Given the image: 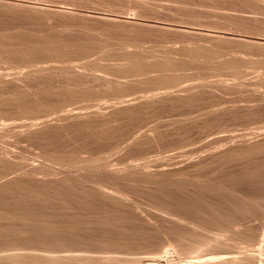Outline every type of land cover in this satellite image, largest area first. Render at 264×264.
<instances>
[{"label": "rangeland", "instance_id": "rangeland-1", "mask_svg": "<svg viewBox=\"0 0 264 264\" xmlns=\"http://www.w3.org/2000/svg\"><path fill=\"white\" fill-rule=\"evenodd\" d=\"M39 1L0 0V264H176L225 252L255 260L264 233V204L251 199L264 193V174L255 179L264 173V6ZM124 1L146 18H127ZM155 67L168 77L134 75ZM64 109L73 113L60 116ZM33 120L45 123L28 129ZM106 160L121 171L105 170ZM37 167L55 175L31 174ZM163 254L172 257L151 260Z\"/></svg>", "mask_w": 264, "mask_h": 264}, {"label": "bare ground", "instance_id": "bare-ground-1", "mask_svg": "<svg viewBox=\"0 0 264 264\" xmlns=\"http://www.w3.org/2000/svg\"><path fill=\"white\" fill-rule=\"evenodd\" d=\"M22 1L23 0H9V2H10V4H13V5H21V4H24V3H22ZM132 1V0H131ZM137 1L139 2V3H141V5H140V8H139V10H141L142 8H141V6L144 4V6L145 5H147V3H148V6L150 5L149 4V0H136V4H137ZM152 1V0H151ZM154 1V0H153ZM168 1V0H167ZM166 1V2H167ZM245 1H248V2H251V3H253L255 6H257V7H259V8H261L262 6H264L263 4H264V0H245ZM122 3H123V1H122ZM128 3H130L129 2V0H128ZM128 3H126V5H125V1H124V5H123V8L125 9V13L128 15V17L127 18H129V19H134L135 18V16H137V15H139V16H137V18H140L141 20H143L144 18H146V17H144L143 18V15H141L140 13L138 14L137 13V15H136V8H138L139 7V4H138V7L136 6V7H132L133 6V4L135 3V1L134 2H132L133 4H131L132 6H128L129 4ZM153 2H151V4H152ZM156 3V2H155ZM168 3V2H167ZM128 4V5H127ZM135 4V5H136ZM159 4V3H158ZM30 5H33L32 7H35V8H40L41 7V2L39 1V0H34V2L32 3V4H30ZM153 5V4H152ZM168 5V4H167ZM170 5V4H169ZM262 5V6H261ZM151 6V5H150ZM155 6H157V5H155ZM154 6V7H155ZM160 6H162V4L160 5ZM144 8H146V7H144ZM262 8H264V7H262ZM211 9H212V11L214 12V13H216L217 15L219 14V16L221 17V16H223V15H227V14H231V13H229L228 11H226L227 9L226 8H223V7H218V6H212L211 7ZM138 10V9H137ZM211 11V12H212ZM137 12H139V11H137ZM125 13H124V16H125ZM215 15V14H214ZM126 18V20H128ZM137 18H135V19H137ZM125 20V19H124ZM147 20V19H146ZM150 20V19H149ZM130 22H132L131 20H130ZM139 22V21H138ZM140 22H143V21H140ZM139 22V23H140ZM134 23V22H133ZM148 23V22H147ZM146 23V24H147ZM136 24H138V23H136ZM152 24V23H151ZM156 24V23H155ZM159 25V24H158ZM153 26V25H152ZM161 26H163V25H161ZM165 26V25H164ZM185 27V26H184ZM190 30V29H189ZM188 29H182V31H185V32H188L189 31ZM263 31V34L262 35H264V30H262ZM201 32V34L202 35H206V36H210L211 38H223L224 36H228V35H222V34H220L219 32H216V31H210V30H207V32L206 31H200ZM204 32V33H203ZM200 34V33H199ZM223 36V37H222ZM198 47H195V48H192V49H197ZM218 54V52H217V50H215L214 52H212V56H215V55H217ZM132 55V54H131ZM135 58H133V57ZM131 56V58H130V56L129 57H127V59L128 58H130L129 60H136V58L137 57H135L136 55H132ZM197 56H200V55H196V57ZM133 58V59H132ZM129 61V62H135V61ZM154 67V66H153ZM231 68H233V70H234V73H235V77H243V67L242 66H232ZM40 69V71H42L41 70V68H39ZM39 69H38V71H39ZM36 71H37V69H35ZM157 71H159L160 73L159 74H154V75H150L151 74V72H157ZM133 72L135 73V72H138L137 70H133ZM134 75H137V76H139L140 77V75H143V77H168V75L165 73V69H157L156 67L153 69V70H149V71H147V72H144V73H137V74H134ZM263 98H264V95H263ZM76 110V111H75ZM75 110L73 111V110H70L69 109V111H68V109L66 110V109H64L63 111H62V115L60 114V116H63V115H66V116H64V117H66V118H68V115H70L71 113H75V112H78L79 111V109L77 110V108H75ZM81 110V109H80ZM82 110H85V109H83L82 108ZM70 111H73V112H71L70 113ZM86 111H87V109H86ZM67 112H68V115H67ZM82 112V111H81ZM65 113V114H64ZM70 113V114H69ZM73 113V115H76V113L74 114ZM79 114H81L80 116H82V113H80L79 112ZM79 114H77L78 116H79ZM72 115V116H73ZM76 115V117H78ZM57 117H59V114H58V116ZM75 117V116H74ZM56 118V117H55ZM54 118V119H55ZM63 117H59V118H57V119H60V120H63L62 119ZM42 119V118H41ZM53 119V118H52ZM57 119H55V120H57ZM65 119V118H64ZM43 120V119H42ZM42 120H38L39 122H41ZM46 120V119H45ZM47 120H49V119H47ZM46 120V121H47ZM34 121H36V120H33V123H27L26 124V121H23V122H20V123H24V125L26 124L27 126H29V127H31V128H28V127H25V128H28V129H32L33 128V125L32 124H34ZM38 121H36V123L38 122ZM44 121V120H43ZM42 121V123H41V125H43V123H45V122H43ZM6 122V121H5ZM12 122V121H11ZM10 122V120H8V124H6V126H7V128H10V129H14V128H18L19 127V125L16 123L15 124V122H13L14 123V125H12L13 123H11ZM38 122V124H40ZM48 122V121H47ZM9 123H11V126H12V128L9 126L10 124ZM35 123V127H36V125H38V124H36ZM4 124V122L3 123H1V125L3 126V125H5ZM30 124V125H29ZM16 125H18V127H14L13 128V126H16ZM1 126V128H3L4 129V127L5 126H3L2 127ZM9 126V127H8ZM21 126H23V124L22 125H20V127ZM38 126H40V125H38ZM23 127V128H24ZM6 129V128H5ZM19 129H21V131L23 130V132L26 130H28V129H22V128H19ZM264 129V128H263ZM20 131V132H21ZM28 132V131H27ZM248 133V132H247ZM249 134V133H248ZM2 148L3 147H1L0 148V152L2 153V157H5L4 156V150H2ZM46 155V154H45ZM50 157L51 156H53V157H55L57 154H55V153H52V154H48ZM55 155V156H54ZM49 156H47L48 158H49ZM46 157V156H45ZM59 158V156L57 155V159ZM52 159V158H51ZM102 159V158H101ZM101 159H99L98 158V160H101ZM52 160H56V159H52ZM89 162V161H88ZM105 162V161H104ZM108 161L106 160V163H101L100 165H102V167L106 170L107 169V171L109 170V171H111V172H113V171H115V172H117L116 171V169H118V170H120L121 171V166H120V169L119 168H116V166L114 167V168H112V166L114 165H109L108 163H110V162H108ZM78 163V162H77ZM42 164H44V163H42ZM78 165H79V163H78ZM88 165L89 166H92L93 168L96 166V163L95 162H93V161H90L89 163H88ZM71 167V166H70ZM119 167V166H118ZM122 169H123V167H122ZM96 170V169H95ZM97 170H99V169H97ZM124 170V169H123ZM56 171H58V170H56ZM71 171V170H70ZM100 171H102L101 169H100ZM14 172V171H13ZM45 172H49V173H44V170L42 171L41 169H40V167H37L36 169H32L31 170V174H39V173H44V175H48V174H53V175H55V173H53V172H55L53 169L52 170H50V171H45ZM59 172V171H58ZM58 172H56L57 174H59ZM99 172V171H98ZM105 172V171H104ZM15 173V172H14ZM102 173H103V171H102ZM106 173V172H105ZM262 174H264V173H256L255 174V179H257L256 181L257 182H259L258 180H260L261 179V177H262ZM105 175V174H104ZM115 175V174H114ZM106 176L108 177V176H111L110 175V173H106ZM264 176V175H263ZM1 177H3V176H1ZM0 177V178H1ZM112 177V176H111ZM97 181L98 180H95V182L97 183ZM101 183V182H100ZM100 183H99V181H98V185H99V187L101 188L102 186L100 185ZM102 184V183H101ZM1 187H3L4 188V186H1ZM104 187V186H103ZM102 187V188H103ZM101 188V189H102ZM71 189V188H70ZM110 190V189H109ZM117 190H118V192H120L119 194H121V191H120V189H116V193H118L117 192ZM123 192L124 191H122V194L121 195H123ZM125 194H127L126 192L124 193V195ZM122 196V197H126V196ZM260 198V199H259ZM251 199L252 200H254V202L257 204V205H259V206H261L262 204H264V193H262V192H260L258 189H255V190H253L252 192H251ZM258 199V200H257ZM262 220H263V224H262V226H263V231H264V212L262 213ZM28 224H30V223H28ZM27 224V225H28ZM45 224V223H44ZM43 224V225H44ZM49 224V223H48ZM31 225V224H30ZM30 225H28V226H26V227H29ZM35 225H38V224H35ZM35 225H34V227H32V228H34L35 229ZM52 225V224H51ZM50 224L48 225L49 227L51 226ZM40 226H42V225H40ZM43 228L42 229H44L45 227L44 226H42ZM30 228V227H29ZM38 228H39V226H38ZM37 228V229H38ZM37 229H35L37 232H38V230ZM47 229V224H46V228H45V230ZM49 229V228H48ZM26 230H28V229H26ZM41 230V229H40ZM44 230V231H45ZM50 230H53L52 229V227H51V229ZM55 230V229H54ZM30 231L31 232H34V230L32 231V229L31 230H29V233L28 234H30ZM28 232V231H27ZM47 233V232H46ZM33 234V233H32ZM31 234V235H32ZM36 234V233H35ZM263 237H264V233H262L261 234V243L259 244V245H257L256 244V248H253L252 250H254V251H252V253H253V257H252V255H251V257L254 259L255 258V260H252V261H260L261 262V264L263 263L264 264V244H263V241H264V239H263ZM259 238V239H260ZM259 241V240H258ZM12 248V247H11ZM245 248V247H244ZM244 248H243V250H244ZM8 249V248H7ZM246 249L247 248H245V251H246ZM248 249H250V248H248ZM1 250H3V249H1ZM6 250V249H5ZM9 250H10V248H9ZM240 252H241V250H239ZM249 251V250H248ZM251 251H249V253L251 252ZM236 252H238V251H236ZM239 252V253H240ZM226 254H224V255H221V256H217V255H206V256H208V257H205V256H192V257H188V258H182V257H179V256H176V257H173V258H175L176 259V261H175V263L176 264H200V263H203V262H214V261H220V260H224L225 262H227L228 264H238V263H242L244 260L245 261H247L248 259H246L247 257H246V254H247V252H244L245 253V256L243 257V252H242V262H238L239 260H240V258L241 257H239L240 255H238V256H236V255H234V254H232L231 252H225ZM234 253V252H233ZM235 254H237V253H235ZM220 255V254H219ZM250 256V255H249ZM11 257H13V256H11ZM16 257V256H15ZM167 257H172V256H170V255H161L160 257H156V258H154V259H151V260H156V259H160V260H163V259H166ZM238 257H239V259H238ZM14 258V257H13ZM19 258V257H18ZM245 258V259H244ZM248 258H250V257H248ZM1 259V258H0ZM17 259V258H16ZM244 259V260H243ZM145 260V259H144ZM168 260V259H167ZM174 260V259H173ZM251 260L249 259V261L248 262H250V264H252V262H251ZM142 261V260H141ZM259 261L257 262V263H259ZM1 262V261H0ZM253 262V263H254ZM173 263V262H172ZM244 263V262H243ZM246 263V262H245ZM127 264H131V263H127ZM142 264H144V263H142ZM256 264V263H255Z\"/></svg>", "mask_w": 264, "mask_h": 264}]
</instances>
